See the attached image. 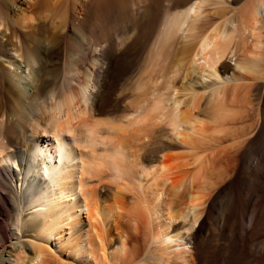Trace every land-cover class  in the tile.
<instances>
[{
	"label": "bare ground",
	"instance_id": "6f19581e",
	"mask_svg": "<svg viewBox=\"0 0 264 264\" xmlns=\"http://www.w3.org/2000/svg\"><path fill=\"white\" fill-rule=\"evenodd\" d=\"M120 1L88 63L84 38L58 66L32 37L39 6L68 34ZM138 2L0 0L21 28L0 42V264H264V0L206 21L227 0Z\"/></svg>",
	"mask_w": 264,
	"mask_h": 264
},
{
	"label": "rangeland",
	"instance_id": "374dc122",
	"mask_svg": "<svg viewBox=\"0 0 264 264\" xmlns=\"http://www.w3.org/2000/svg\"><path fill=\"white\" fill-rule=\"evenodd\" d=\"M125 2H128V4L130 3H132L131 4V6H133V7H136L137 5H138V3L140 2H138V0H124ZM173 0H162V5H161V13H160V11L158 12L160 15V17H161V15H162V13H163V8H166V6L167 5H169V3H171ZM244 0H238V1H234V0H227V2L226 3H219L218 5L216 4V6L218 7H216L215 5L213 6L212 4H205L204 6H203V10H204V8H205V10L206 11H203L204 12V15L206 14V16H205V18H203V20H207V18L208 19H211L213 16H215V14H212V13H214L215 11H216V13L217 12H221V11H223V12H225L224 14H226V15H228V16H231V15H233L235 12H238L237 10H238V7H239V9H240V6H242L243 4H244V2H243ZM168 2V3H167ZM236 2V3H235ZM241 3H243V4H241ZM56 4L57 3H55V4H51L49 7L48 6H46V7H42V6H39V8L37 9V11H36V9H35V12L34 13H36L35 15H37L38 16V18H39V20H41V17H42V22L41 21H39V23H37V26H36V28H35V30H37V31H34V29L32 30V32H33V34H32V37L33 36H35L34 38H36V36L37 37H39L44 43V45H45V51L43 50V53H46L47 54V56H51L52 57V59H53V62H54V60H55V62H54V65H62V62L64 61V57H65V52H64V50H65V44H64V42H62L63 40H66L67 42H69V39L71 38V41L70 42H72V40H73V42H72V44L74 45V47H75V45L77 44L78 46L80 45V39H83L84 38V40L86 39V43H85V47L83 48V50H85L86 48V50L84 51L85 52V54H86V57H85V59H84V62H86V63H88V61H89V56H90V54H91V49H93L94 48V46L95 45H97L98 44V39H99V42L102 44H105L104 42V40L106 39V38H108L110 35L111 36H113L114 37V35H116V36H119V34L121 35V33L123 32V29L125 28L124 27V22H125V16H126V14L127 13H124V11L122 10L123 8H121V7H123V4H122V2L120 1V2H116V3H114L115 5H114V9H113V11L112 10H109V8H112L109 4H107L106 6H105V4L104 5H102V4H100V5H98L97 7H95L96 9L94 10L95 12L93 13V16L95 17L94 19H96L95 21L96 22H99L100 23V26H98V27H94V28H90V27H86L85 29H82V31L81 30H74V32H73V30H71V31H69L68 32V34H65V32H63V26H64V23H65V20H64V17H63V19L62 18H60V16H64V14H65V12H67L66 11V9H61V8H58V7H60V6H56ZM59 4V3H58ZM121 6H120V5ZM139 4H141V3H139ZM142 5V4H141ZM210 5V6H209ZM221 6H222V8H221ZM224 6H226V7H224ZM120 10H118L117 8ZM214 7L216 8V9H214ZM219 7L221 8V9H219ZM230 7V8H229ZM235 7H236V9H235ZM47 8V9H46ZM125 8V7H124ZM58 9H60V10H58ZM223 9V10H222ZM232 9V10H231ZM213 10V11H212ZM228 10V11H227ZM230 10H231V13H230ZM233 10H236L235 12L233 11ZM1 11V10H0ZM63 11V12H62ZM65 11V12H64ZM122 11V12H121ZM232 11H233V13H232ZM37 12H39V13H37ZM52 12V13H51ZM59 12H61V14H59ZM104 12V13H103ZM111 12H113V14H111ZM116 12V13H115ZM207 12V13H206ZM45 13H46V15H45ZM47 13H49V14H47ZM121 13H124V15L123 14H121ZM229 13L231 14V15H229ZM0 42L1 41H3V43L5 42V40H6V37H5V35H8L9 37L11 36V37H13L14 35H18L19 33H20V31H21V28L16 24V23H11V26H12V29L10 28V27H8L7 25H6V22H5V17L3 18V13L2 12H0ZM52 14V15H51ZM108 14H109V16H108ZM116 14V15H115ZM121 14V15H120ZM207 14H208V16H207ZM50 15V16H49ZM44 16V17H43ZM116 16V17H115ZM111 17V18H110ZM115 17V18H114ZM122 17V18H121ZM44 18V19H43ZM56 18V19H55ZM205 20V21H206ZM124 21V22H123ZM102 23V24H101ZM4 24V25H3ZM41 24V25H40ZM2 25V26H1ZM40 25V26H39ZM56 26V27H55ZM87 26V25H86ZM123 26V27H122ZM10 28V29H8V28ZM38 27H39V29H38ZM88 28H90V30L88 29ZM9 30V31H8ZM62 30V31H61ZM14 32V35H13V32ZM31 32V33H32ZM64 34H63V33ZM76 33V34H75ZM80 34V36L78 35V34ZM3 34H5V35H3ZM85 34V36H83L82 37V35H84ZM87 34V35H86ZM104 34V35H103ZM66 35V36H65ZM90 35V36H89ZM68 36V37H67ZM107 36V37H106ZM67 37V38H66ZM80 37V38H79ZM89 38L88 40H87V38ZM102 37H103V39H102ZM106 37V38H105ZM66 38V39H65ZM79 38V39H78ZM105 38V39H104ZM112 37H110V39H111ZM78 39V40H77ZM102 40V41H101ZM79 42V44H78V42ZM75 42H77L76 44H75ZM107 43V42H106ZM177 44H175V46H174V48H173V50H172V54H170V58L171 59H169V62L170 63H174L175 61H172L174 58L176 59L177 57V55L175 54V53H177L178 54V48L181 46V42H176ZM181 43V44H180ZM88 46V47H87ZM4 47V46H3ZM1 48L0 49V52H1V55L2 56H0V70H1V73H6L8 70H10V71H13L14 70V65H11V64H9V62H7V61H5V59H3L4 58V56L6 57V55L7 54H11V53H13L12 51H11V48H10V46H8V45H6L4 48ZM77 47V46H76ZM178 47V48H177ZM9 48V49H8ZM89 48V49H88ZM176 48V49H175ZM77 49H79V48H77ZM11 51V52H10ZM176 51V52H175ZM174 52V53H173ZM13 55V54H12ZM174 55V56H173ZM228 55L227 56H223L222 57V59H223V62L226 64V66L225 67H227V68H229L231 65H232V63H233V61L232 60H228ZM19 61H20V67H19V69H18V71L20 72L21 70H23V73L22 72H20V73H22V75L23 74H25V76H26V78L28 79V77L30 76V74H29V69H27L28 68V66L26 65V62H24V61H22V60H20L19 59ZM231 64V65H230ZM47 67L48 68H50L51 67V65L49 64V65H47ZM125 78V77H124ZM205 79V81L206 82H211V80L212 79H214L213 77L212 78H208V77H206V78H204ZM4 81L5 80H3V83H4ZM200 81H201V79H200ZM256 81V80H255ZM258 81V80H257ZM199 82V81H198ZM259 83H260V81H258ZM2 83V84H3ZM255 83H257V82H255ZM197 85V86H196ZM178 87L180 86V85H177ZM199 87H200V84L199 83H196L195 84V88L196 89H198L197 91H199ZM195 88H193V90H196ZM182 91V89H180V92ZM3 92V91H2ZM1 92V93H2ZM179 92V93H180ZM162 138H160V140H159V142H157V143H159V144H150L149 145V147L148 146H146L145 148H144V150H142V156L144 157V158H147V160H151L152 159V155H153V149H154V147L156 146V145H158V146H161L162 144V142L163 143H166L167 142V139L164 137V136H161ZM166 140H165V139ZM162 141V142H161ZM149 149H148V148ZM24 148V147H23ZM152 148V149H151ZM150 149L152 150V152H150ZM24 150H27V149H24ZM143 153H144V155H143ZM152 153V154H151ZM158 156L160 155V152L157 154ZM4 216H1L0 215V223L1 224H7V221L5 220V217L3 218ZM3 220V221H2ZM138 234H140V233H138ZM137 234L135 233V234H133V243H135V246L137 247V245H138V248L139 247H142V237H141V234L140 235H137ZM9 239V238H8ZM13 241V240H12ZM139 242V243H138ZM6 244H9V241L7 240V242H6ZM141 245V246H140ZM1 246V245H0ZM184 247H186V248H189L190 249V245L187 243L186 245H183ZM137 248V249H138ZM1 252H3V250L1 249V247H0V253Z\"/></svg>",
	"mask_w": 264,
	"mask_h": 264
}]
</instances>
